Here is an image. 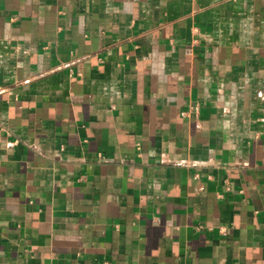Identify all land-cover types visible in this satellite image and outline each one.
<instances>
[{
	"label": "crops",
	"instance_id": "1",
	"mask_svg": "<svg viewBox=\"0 0 264 264\" xmlns=\"http://www.w3.org/2000/svg\"><path fill=\"white\" fill-rule=\"evenodd\" d=\"M0 264H264V0H0Z\"/></svg>",
	"mask_w": 264,
	"mask_h": 264
},
{
	"label": "built area",
	"instance_id": "2",
	"mask_svg": "<svg viewBox=\"0 0 264 264\" xmlns=\"http://www.w3.org/2000/svg\"><path fill=\"white\" fill-rule=\"evenodd\" d=\"M200 112V107L198 105H193V106H190L189 107V110H187L186 112H182V117H188L192 114H196L198 115ZM199 191L202 192L204 191V188L203 187H200L199 188Z\"/></svg>",
	"mask_w": 264,
	"mask_h": 264
}]
</instances>
